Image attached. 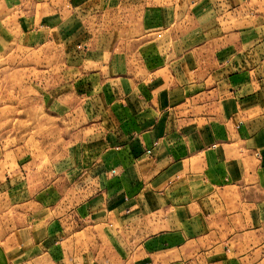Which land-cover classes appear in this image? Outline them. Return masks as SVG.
Masks as SVG:
<instances>
[{
    "label": "crops",
    "instance_id": "0c3cea01",
    "mask_svg": "<svg viewBox=\"0 0 264 264\" xmlns=\"http://www.w3.org/2000/svg\"><path fill=\"white\" fill-rule=\"evenodd\" d=\"M141 1L0 0V77L46 47L88 77L40 94L63 150L0 138V264L264 263V10Z\"/></svg>",
    "mask_w": 264,
    "mask_h": 264
},
{
    "label": "rangeland",
    "instance_id": "374dc122",
    "mask_svg": "<svg viewBox=\"0 0 264 264\" xmlns=\"http://www.w3.org/2000/svg\"><path fill=\"white\" fill-rule=\"evenodd\" d=\"M196 1L189 0L188 4L193 5ZM180 2L181 0H142L140 4L144 8L149 5L174 6ZM208 3L213 6L212 0H208ZM205 5L208 6L207 3ZM250 5L258 7V11L264 10V0H251ZM190 12L192 13L191 10ZM195 27L196 24L187 29L181 25L174 26V38L189 31V45L193 46L197 31ZM108 37L115 36L109 33ZM85 49L83 44L77 45L76 55L72 57L80 56L79 53L85 52ZM10 53L11 59L0 77V138L5 147L24 146L35 157L39 151L44 150L48 154L63 150L69 144L68 132L85 126L80 125L81 119L76 121V126L70 127L55 120L51 111L40 108V94L53 85L72 80V75L77 76L78 83H85L88 77L84 74V61H67L64 64L58 49L50 47L43 48V51L18 48ZM257 256L260 258V255Z\"/></svg>",
    "mask_w": 264,
    "mask_h": 264
}]
</instances>
